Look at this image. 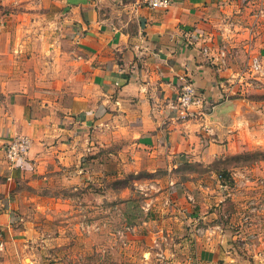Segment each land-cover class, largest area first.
<instances>
[{
    "label": "crops",
    "instance_id": "0c3cea01",
    "mask_svg": "<svg viewBox=\"0 0 264 264\" xmlns=\"http://www.w3.org/2000/svg\"><path fill=\"white\" fill-rule=\"evenodd\" d=\"M139 1L0 0V264H29L26 242L12 235V196L27 174L9 167L4 147L12 136L29 135V158L36 160L43 159L40 151L59 152L67 132L102 126L139 136L152 154L176 161L183 156L209 160L226 150L219 130L215 142L205 145L209 134L201 127L209 114L212 125L224 123L215 109L236 99L229 93L240 66L235 55L223 60L220 53L208 55L204 46L210 44L208 33L221 35L218 27L226 25V16L257 6V0H173L167 8ZM260 58L263 66L257 79L244 84L246 91L262 90L257 80H264V55ZM248 60L249 69L252 56ZM188 76L202 91L204 104L194 118L178 120L173 104ZM257 104L262 107L264 99ZM186 193L184 216L194 226L205 215L189 211L195 198ZM174 216L162 221L168 226L150 230L153 253L158 237L166 241L159 247L164 258L153 264L239 262L229 244L197 236L190 243L194 227L180 231ZM13 245L25 257L10 255Z\"/></svg>",
    "mask_w": 264,
    "mask_h": 264
},
{
    "label": "rangeland",
    "instance_id": "374dc122",
    "mask_svg": "<svg viewBox=\"0 0 264 264\" xmlns=\"http://www.w3.org/2000/svg\"><path fill=\"white\" fill-rule=\"evenodd\" d=\"M257 3L226 16L221 35L208 33L210 54L235 55L240 66L235 78L223 76L235 79L229 98H236L215 109L224 123L212 125L209 114L201 127L209 134L205 145L219 130L226 150L209 160L176 161L155 156L144 139L112 127L67 132L59 152L29 158L14 189L12 235L26 242L29 254L13 245L10 255L29 264H153L164 258L159 247L166 243L158 237L153 253L150 230L174 214L180 231L193 226L184 216L188 191L195 198L189 211L205 215L193 226L190 243L196 236L216 240L230 245L237 264L247 258V264H264V105L257 104L264 80H257L262 90L244 85L257 79L248 59L264 55V0Z\"/></svg>",
    "mask_w": 264,
    "mask_h": 264
},
{
    "label": "built area",
    "instance_id": "2783aa9c",
    "mask_svg": "<svg viewBox=\"0 0 264 264\" xmlns=\"http://www.w3.org/2000/svg\"><path fill=\"white\" fill-rule=\"evenodd\" d=\"M173 0H140L139 3L148 7L167 8L172 4ZM209 45L204 46V52L210 54ZM224 60V55H221ZM211 57V56H210ZM263 66L262 59L259 56L253 57L250 65V71L259 72ZM204 95L196 86L194 80L190 76L186 77L182 83L176 98V103L173 106L177 109L178 120L194 118L199 112L197 107H202L204 104ZM32 145L31 137L27 134H16L5 143V153L12 171H22L27 169L29 163V151ZM12 179V175L8 177ZM202 230L201 228H199Z\"/></svg>",
    "mask_w": 264,
    "mask_h": 264
}]
</instances>
